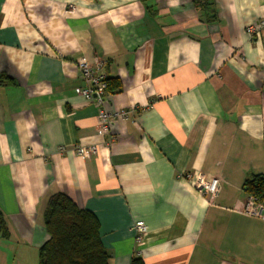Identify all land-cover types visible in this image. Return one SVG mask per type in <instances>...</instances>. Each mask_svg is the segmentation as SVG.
Returning a JSON list of instances; mask_svg holds the SVG:
<instances>
[{"label": "crops", "instance_id": "1", "mask_svg": "<svg viewBox=\"0 0 264 264\" xmlns=\"http://www.w3.org/2000/svg\"><path fill=\"white\" fill-rule=\"evenodd\" d=\"M263 17L264 0H0V264H39L56 192L96 216L108 264H264V219L242 211L264 175V35L245 32ZM82 57L129 112L112 143L77 93Z\"/></svg>", "mask_w": 264, "mask_h": 264}, {"label": "trees", "instance_id": "2", "mask_svg": "<svg viewBox=\"0 0 264 264\" xmlns=\"http://www.w3.org/2000/svg\"><path fill=\"white\" fill-rule=\"evenodd\" d=\"M209 1L193 0L196 6L203 9L208 8ZM8 83L12 80L1 74L0 84ZM244 189L258 201H264V175L247 178ZM42 224L48 240L38 250L39 264H108L109 256L102 243L96 216L90 210L79 208L65 193L56 192L47 196ZM0 238H9L1 211ZM131 264L143 262L133 258Z\"/></svg>", "mask_w": 264, "mask_h": 264}, {"label": "built area", "instance_id": "3", "mask_svg": "<svg viewBox=\"0 0 264 264\" xmlns=\"http://www.w3.org/2000/svg\"><path fill=\"white\" fill-rule=\"evenodd\" d=\"M245 32L250 39L257 38L264 35V17L249 22L245 26ZM102 61L98 60L95 64L89 63L86 58L82 57L78 60V73L83 84L77 87V93L83 96L85 99L92 101L97 107V127L101 134L108 136V142L115 141V135L113 132V125L117 120H123L128 117L129 112L126 109H113L110 110L106 106V91L107 80L106 76L100 71ZM96 148L94 146L76 147V152L79 155L87 156L95 153ZM219 178L211 177L204 179L198 177L194 180V187L203 195L209 196L210 199L215 197L219 191ZM242 211L250 216L259 217L264 219V201H258V199L249 195L244 202ZM135 240L140 242L142 236L145 234L147 228L142 220H137L132 225Z\"/></svg>", "mask_w": 264, "mask_h": 264}]
</instances>
